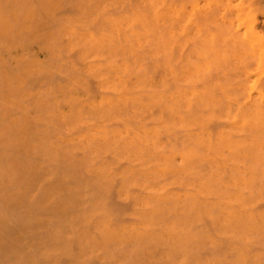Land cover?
<instances>
[{"label":"bare ground","instance_id":"bare-ground-1","mask_svg":"<svg viewBox=\"0 0 264 264\" xmlns=\"http://www.w3.org/2000/svg\"><path fill=\"white\" fill-rule=\"evenodd\" d=\"M171 1L0 0V264H264V171L224 205L195 176L196 102L160 68Z\"/></svg>","mask_w":264,"mask_h":264},{"label":"rangeland","instance_id":"rangeland-1","mask_svg":"<svg viewBox=\"0 0 264 264\" xmlns=\"http://www.w3.org/2000/svg\"><path fill=\"white\" fill-rule=\"evenodd\" d=\"M229 1L180 0L172 10V0L167 7L168 22L172 21V24L166 36L167 47L173 46L172 51L168 49L173 57L168 54L162 59L166 67L160 66L161 63L158 65L165 76L169 71L168 75L180 78L170 80L169 92L177 100L182 99V108L196 102V112L193 113L196 115H192L190 120L201 122L197 124L202 125L200 132L205 136V140H202L204 146L191 145L186 150L198 148L197 152L201 155L199 162L202 160L201 164L208 166L202 167L200 172L196 170L195 176L204 187L214 190L211 201L223 205L233 202L235 197L240 202L241 190H245L244 182L250 187L253 176L264 171V103L258 105L264 101V0ZM166 25L169 26L168 23ZM153 75V70L149 69L143 76L145 79L141 85L148 90L153 88ZM194 93H198L199 98L194 99ZM186 118L189 120V117ZM173 125L170 123V134L176 131H172L175 129ZM221 134L232 139L222 143L216 141L217 145L210 150L209 140ZM177 148L173 145L168 149L176 153ZM228 148L238 153L236 155L245 162L228 159L231 166L226 176L209 169L213 165L210 158L222 159L224 155L221 156V150ZM180 151L184 152L181 148ZM260 183L263 185L253 189L264 192V181ZM165 184L170 185L172 193L184 191L177 177L159 186H167ZM253 194L251 203L257 206L262 193L254 191Z\"/></svg>","mask_w":264,"mask_h":264}]
</instances>
